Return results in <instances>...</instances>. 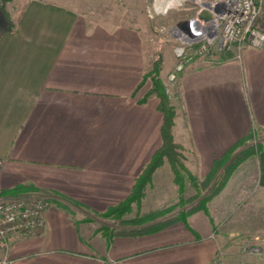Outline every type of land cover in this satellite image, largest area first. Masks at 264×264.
<instances>
[{"label": "crops", "instance_id": "1", "mask_svg": "<svg viewBox=\"0 0 264 264\" xmlns=\"http://www.w3.org/2000/svg\"><path fill=\"white\" fill-rule=\"evenodd\" d=\"M13 22L0 33V181L9 198L47 200L43 231L0 243V264H257L239 245L264 244V148L208 202V213L109 242L96 214L128 197L162 144L160 100L147 95L150 36L68 0L25 1ZM257 27L264 30V11ZM162 56L174 139L203 179L229 148L264 130V44L247 45L241 59L234 51L202 55L195 45L182 60L173 48ZM177 196L165 159L145 188L143 212Z\"/></svg>", "mask_w": 264, "mask_h": 264}, {"label": "trees", "instance_id": "2", "mask_svg": "<svg viewBox=\"0 0 264 264\" xmlns=\"http://www.w3.org/2000/svg\"><path fill=\"white\" fill-rule=\"evenodd\" d=\"M195 48H198V44H195ZM161 69L162 60L158 58L154 63L153 70L149 73V75H152L154 85L147 95L155 93L160 100L159 108L163 112V122L161 126L162 144L155 151L150 162L144 167L141 174L137 177L128 197L121 203L109 208L104 215L121 217L131 210L133 203L137 204L139 208L138 212H140V206L145 195V188L152 181L155 170L163 164L165 159L168 160L171 166L174 182L178 186V201L169 207L143 215L139 213L134 218L126 219L125 222L127 225L122 229L101 225L99 231L103 233L109 242L112 241L115 235H140L156 231L174 220H182L187 223L188 216L199 210L208 213V202L220 192L237 165L244 158L253 153L260 152L262 148H264L262 145H257L256 148L250 147L249 149L242 150L236 156L231 157L236 148L242 146L250 136H252V134H250L229 148L222 157L215 160L209 173L204 179L199 180L185 163L183 147L174 139L173 127L175 124V108L170 101L166 87L159 77ZM186 180H189L196 189V193L189 199L184 197ZM176 206L181 208L177 215L163 218Z\"/></svg>", "mask_w": 264, "mask_h": 264}, {"label": "rangeland", "instance_id": "3", "mask_svg": "<svg viewBox=\"0 0 264 264\" xmlns=\"http://www.w3.org/2000/svg\"><path fill=\"white\" fill-rule=\"evenodd\" d=\"M25 1H29V0H0V33L3 30L12 29L14 23L13 18L17 16V13L20 12ZM68 1L71 2V4H73L74 6L78 7L79 9H82L85 13L93 14L97 16L99 19L110 20L112 22L131 24V25H137L143 27L145 31H147V33L149 34L152 43V48L154 51V56H153V68H154V63L158 58L162 60V65H163V56H162L163 51H165L167 48H171V49L173 48L174 51L175 47L182 43V40L179 38L175 30L176 29L180 30L179 28L183 23L195 17L198 14L199 10L203 7V2L208 0H183L180 2L173 1L162 12H158L156 10V3L158 2L160 3L162 0H68ZM213 54H219V53H216V51H214ZM160 73L161 70L159 72V77H160ZM149 77L152 81V87H153L154 81L152 75H149ZM251 134L252 136H250V138L242 146L236 148V150L232 153L231 157L236 156L242 150L249 149L250 147L256 148L257 145H262L264 147V130L252 131ZM259 153L260 152L253 153L248 157L244 158L237 165L235 170L232 172L231 176L229 177L228 181L223 186V188L227 185L232 175L236 172V170L240 166H243L244 163L249 158H251L252 156H257ZM187 182L191 184L189 180H186V186H187ZM149 184H151V182ZM191 186L193 187L192 184ZM186 190L187 187H185V192H184V197L187 199H189L196 193V189L194 187L191 189V192H193L194 194H188L190 192ZM178 196L175 202L178 201ZM138 209L139 208L137 204L133 203L131 210L121 217H117L115 215L105 216L104 215V213L106 212L105 211L103 213L96 214V218L99 221V227L101 225H106V226L108 225L111 227H116L117 229H122L124 226L127 225V223L125 222L126 219L134 218L139 213L143 215L152 212V211L143 212L142 203L140 206V212H138ZM180 210L181 208L179 206H176L165 216L177 215V213ZM239 246L242 256L247 257L248 260L252 259L251 261H256L257 264H264L263 243H259V244L249 243V244H242ZM239 262H240L239 264L245 263L243 259H241Z\"/></svg>", "mask_w": 264, "mask_h": 264}, {"label": "built area", "instance_id": "4", "mask_svg": "<svg viewBox=\"0 0 264 264\" xmlns=\"http://www.w3.org/2000/svg\"><path fill=\"white\" fill-rule=\"evenodd\" d=\"M204 5L212 17L201 19V33L195 39L180 30L185 37H179L182 43L174 49L180 60L185 58L187 48L195 44H198V53L202 55L212 50L222 53L234 51L237 59H241L247 45L261 47L264 44V30L257 27L264 11V0H208L203 2ZM181 68L182 62L177 66V69ZM170 78L175 79L176 74L171 73ZM4 162L0 158V177ZM46 200L47 196L43 194L9 198L0 181V243H7L16 234L41 233L45 227ZM6 262L2 261L3 264Z\"/></svg>", "mask_w": 264, "mask_h": 264}, {"label": "water", "instance_id": "5", "mask_svg": "<svg viewBox=\"0 0 264 264\" xmlns=\"http://www.w3.org/2000/svg\"><path fill=\"white\" fill-rule=\"evenodd\" d=\"M211 17L212 13L206 5H204L202 10L195 17L187 20L179 29L185 32L191 39H195L201 33V19L209 20Z\"/></svg>", "mask_w": 264, "mask_h": 264}, {"label": "bare ground", "instance_id": "6", "mask_svg": "<svg viewBox=\"0 0 264 264\" xmlns=\"http://www.w3.org/2000/svg\"><path fill=\"white\" fill-rule=\"evenodd\" d=\"M173 1L180 2V1H183V0H162L160 3H159V2L156 3V10H157L158 12H162V11H164L165 8H166L168 5H170ZM176 30H177V29H176ZM176 30H175V32L177 33V35H178L179 37H182V38L185 37L184 34H183L180 30H177V31H176ZM179 34H180V35H179Z\"/></svg>", "mask_w": 264, "mask_h": 264}]
</instances>
